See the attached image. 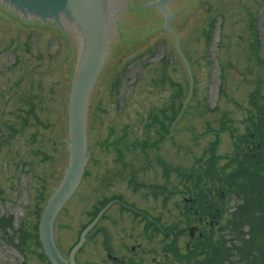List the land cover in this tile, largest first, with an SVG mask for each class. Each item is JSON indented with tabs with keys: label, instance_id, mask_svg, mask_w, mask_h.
Listing matches in <instances>:
<instances>
[{
	"label": "rangeland",
	"instance_id": "obj_1",
	"mask_svg": "<svg viewBox=\"0 0 264 264\" xmlns=\"http://www.w3.org/2000/svg\"><path fill=\"white\" fill-rule=\"evenodd\" d=\"M152 1L128 0L113 11L121 14L113 19L119 42L108 49L90 95L88 165L54 224L69 258L85 225L112 200L90 230L94 242L79 250L82 264H103L104 240L117 250L118 241L138 244L139 255L146 250L156 264L200 258L198 234L216 239L227 212L203 213L187 177L211 156L225 165L247 129L257 87L264 101V0H170L169 25L193 75L179 118L190 74L176 36L160 28L164 13L142 6ZM80 53L57 22L17 19L0 6V264H51L39 220L70 161L69 104ZM233 204L227 198L226 210ZM191 226L198 227L194 238Z\"/></svg>",
	"mask_w": 264,
	"mask_h": 264
},
{
	"label": "water",
	"instance_id": "obj_2",
	"mask_svg": "<svg viewBox=\"0 0 264 264\" xmlns=\"http://www.w3.org/2000/svg\"><path fill=\"white\" fill-rule=\"evenodd\" d=\"M122 2L128 0H0V6L14 10L17 19L57 22L63 36L69 34L76 45L87 47L85 50L83 47L81 49L83 57L80 53L70 95L67 140L69 165L59 186L47 201L40 219V239L52 264H75L74 254L80 246L77 245L70 258L66 259L56 245L54 221L78 187L87 165L89 99L108 49L113 48V42H119V26H113V19L120 21L121 14H113V11L122 8ZM169 2L170 0H155L143 4L162 11L164 17L160 28H167L176 36L178 50L191 76L189 99L192 93V72L190 63L179 46L178 36L169 25L173 16L169 11ZM91 226L84 231L83 237ZM195 230L196 227L193 226L191 236H194Z\"/></svg>",
	"mask_w": 264,
	"mask_h": 264
},
{
	"label": "trees",
	"instance_id": "obj_3",
	"mask_svg": "<svg viewBox=\"0 0 264 264\" xmlns=\"http://www.w3.org/2000/svg\"><path fill=\"white\" fill-rule=\"evenodd\" d=\"M254 94L246 115L247 129L235 141V154L225 165L211 156L201 170L187 177L193 182V202L203 213L222 216L227 212L216 239L212 232L199 235L194 247L203 255L186 260L187 264H264V101L259 87ZM165 118L173 122L171 115ZM229 197L235 204L226 210ZM4 224L0 220L1 229Z\"/></svg>",
	"mask_w": 264,
	"mask_h": 264
},
{
	"label": "flooded vegetation",
	"instance_id": "obj_4",
	"mask_svg": "<svg viewBox=\"0 0 264 264\" xmlns=\"http://www.w3.org/2000/svg\"><path fill=\"white\" fill-rule=\"evenodd\" d=\"M104 217L106 218L107 214H103L101 216V218L95 224L93 229L98 227L100 222L103 219H105ZM199 221L200 222L203 221L204 223H207V218H204V217L201 216L199 218ZM100 232L101 233H105L103 230L100 231ZM104 235H105V238H106L107 237V232ZM95 237H96V235H94V231H92V232L90 231L88 233V235H87V238H86V241H85V244H84L83 247H85L87 245L89 240L94 242V238ZM123 238H124V236H121L120 240H122ZM118 242L120 243L121 247H119V249L117 250L115 248L114 249H111L110 247L108 248V243H107V241L104 240L106 255L104 257L103 264H156L155 263L156 262V258L155 257L150 258V255L147 256L146 250H143L141 252V256L139 255V252L137 251V249H138L137 247L139 246L138 244L137 245L136 244H131L130 245L128 242H126L124 240H122V242H120V241H118ZM192 245H190L189 247L191 248ZM78 253L76 254V263L77 264H82V263L78 262V257H77ZM201 253H202V251H198L199 255H201Z\"/></svg>",
	"mask_w": 264,
	"mask_h": 264
},
{
	"label": "bare ground",
	"instance_id": "obj_5",
	"mask_svg": "<svg viewBox=\"0 0 264 264\" xmlns=\"http://www.w3.org/2000/svg\"><path fill=\"white\" fill-rule=\"evenodd\" d=\"M82 47H83V50H85V49H87V47H84V46H81V49H82ZM82 51V50H81ZM81 57H83L82 56V53H81ZM82 61V60H81Z\"/></svg>",
	"mask_w": 264,
	"mask_h": 264
}]
</instances>
